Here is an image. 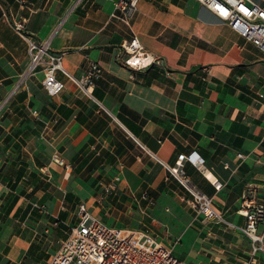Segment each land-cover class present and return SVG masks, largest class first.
<instances>
[{
  "label": "crops",
  "instance_id": "0c3cea01",
  "mask_svg": "<svg viewBox=\"0 0 264 264\" xmlns=\"http://www.w3.org/2000/svg\"><path fill=\"white\" fill-rule=\"evenodd\" d=\"M22 1L0 0V264H20L43 233L64 238L82 191L94 197L97 183L115 174V190L101 192L98 205L85 201L109 224L146 229L168 246L161 232L171 235L193 253L187 260L170 246L187 261L264 264L260 252L249 259L248 239L228 224L245 223L242 194L264 202V51L197 0H138L128 21L112 16L115 0ZM19 21L63 53L71 76L101 66L91 94L61 72L63 90L47 94L41 70L26 72ZM133 36L155 62L138 69L124 62L121 45ZM55 151L71 167L50 163ZM190 152L204 164L186 159L183 171L225 224L183 228L186 191L167 165Z\"/></svg>",
  "mask_w": 264,
  "mask_h": 264
},
{
  "label": "built area",
  "instance_id": "2783aa9c",
  "mask_svg": "<svg viewBox=\"0 0 264 264\" xmlns=\"http://www.w3.org/2000/svg\"><path fill=\"white\" fill-rule=\"evenodd\" d=\"M197 1L207 7L220 20L228 23L240 36L246 37L256 47L264 51V6L252 0ZM137 3L138 0H115L114 11L111 14L121 21H128L137 11ZM14 28L27 42L30 59L26 72L34 71L37 68L41 70L43 73L42 86L48 95L58 94L64 88L62 80L58 77V72L69 76L71 81L80 86L86 94H91L93 80L102 72L101 66L97 62L91 63L81 77L71 76L63 66L62 52L52 51L47 40L38 41L29 36L24 31L21 21L15 23ZM121 52L126 54L124 62L133 69L146 66L156 60L154 56L152 57L144 50L140 39L135 36L123 42ZM134 139L138 142L136 138ZM149 154L161 162L153 153ZM237 155L242 157L240 153ZM178 158L171 166L167 165V168L180 185L189 192L186 201L190 203L197 215L217 217L219 220L227 222L213 208L211 197L196 187L183 171L184 160L188 159L201 167L204 164V158L194 152L186 155L181 154ZM49 162H54L65 170L71 167V162L65 160L58 151L51 154ZM46 170V167H41L42 172ZM201 172L206 176L209 175V172L204 168ZM119 179V175L115 174L103 189L112 191L117 187ZM219 186V183L215 184L216 188ZM142 197L147 198L149 204L153 203L147 191L142 192ZM77 206L76 222L65 223L67 226L65 237L58 241L54 252L48 256L46 264H208L177 257L170 246L146 229L125 228L108 224L101 217L93 214L83 200ZM34 207L41 211L45 210L39 202H35ZM238 212L245 216L244 225L228 224L248 239L251 254L249 259L254 258L256 252H260L264 260V226L261 232L257 231V225L264 220V202L252 201L247 197V194H242ZM53 223L55 225L59 223V218L56 215Z\"/></svg>",
  "mask_w": 264,
  "mask_h": 264
},
{
  "label": "rangeland",
  "instance_id": "374dc122",
  "mask_svg": "<svg viewBox=\"0 0 264 264\" xmlns=\"http://www.w3.org/2000/svg\"><path fill=\"white\" fill-rule=\"evenodd\" d=\"M41 173V171H40ZM42 174V173H41ZM110 182V181H109ZM109 182H100L97 183V185L94 187V189L96 190V192L94 193V197H90V199H88V193H86L85 191H82V198L84 199V201H87L88 205H98L99 203V195L101 194V192L104 193H109L112 192L115 189H112V191H106L103 189V187L108 184ZM65 189L69 188V186H63ZM62 187V188H63ZM185 189V188H184ZM186 191V190H185ZM189 197V192L186 191V195L185 197L181 200L183 204V214L184 216L189 218V223L187 225H185V227L183 228H188V225H190V222L195 224L196 226H198L199 228L201 226L204 225L206 226H215L218 225V223L221 222V220H219L217 217H202L200 215H197V213L195 212V210L191 207L190 203H188V201H186V198ZM92 206V205H91ZM70 210H73V208H71ZM69 210V211H70ZM68 213V212H67ZM94 214V213H93ZM95 215H97V217L99 216L97 213H95ZM72 221L76 222L75 220L77 219L76 216V212L73 211L72 212ZM100 217V216H99ZM193 220V221H192ZM219 220V221H218ZM218 221V222H217ZM70 224L71 221H69ZM108 223V222H107ZM223 223L225 224V222L223 221ZM109 224V223H108ZM263 222L260 223L258 229L260 230V228L262 227ZM202 228V230H203ZM64 229L67 230L66 227H64ZM182 232V228L178 230V233H176L178 236H182L181 235ZM47 238H41L40 239V243L43 242V245L41 246L40 243L39 244H32L30 246V249L27 251L28 253H26L24 255V257L22 258V261L20 264H27V262H31L33 264H45V260L47 259V257L51 254V252H53V250L55 249V247L57 246L58 243V237L62 236L61 234L59 235L58 233H55L54 230L53 231H49L48 234L47 233H43ZM161 235H165L167 236L166 238H168L169 241V245L173 246L175 253L181 255L184 259H189L192 257L193 253L190 252V250L188 251L187 248L184 247V243H179V242H175L174 244V240H172V236L171 235H167L164 232H161ZM180 239H182L180 237ZM165 241V239H163ZM181 241V240H180ZM174 244V245H173ZM28 256V257H27ZM25 257H27L26 263H24L25 261ZM222 260V258H220Z\"/></svg>",
  "mask_w": 264,
  "mask_h": 264
}]
</instances>
